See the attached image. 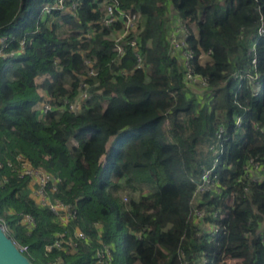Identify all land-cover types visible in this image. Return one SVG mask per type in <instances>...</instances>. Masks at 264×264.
<instances>
[{
    "label": "trees",
    "instance_id": "16d2710c",
    "mask_svg": "<svg viewBox=\"0 0 264 264\" xmlns=\"http://www.w3.org/2000/svg\"><path fill=\"white\" fill-rule=\"evenodd\" d=\"M55 1L0 0V48L14 52L0 55L6 232L32 264H264V0H106L139 13L140 64L112 48L101 0L41 12ZM175 16L195 29L173 49ZM214 157L216 185L199 191ZM22 162L55 176L45 191L70 206L66 224ZM142 175L152 187L135 194Z\"/></svg>",
    "mask_w": 264,
    "mask_h": 264
},
{
    "label": "built area",
    "instance_id": "2783aa9c",
    "mask_svg": "<svg viewBox=\"0 0 264 264\" xmlns=\"http://www.w3.org/2000/svg\"><path fill=\"white\" fill-rule=\"evenodd\" d=\"M64 2L65 0H56L52 4H49V3L44 4L42 6V12L50 13L52 9H59L62 13L63 12L68 13L71 11L70 6L64 5L65 4ZM99 4H100L99 5L100 9L104 10V14L99 19L98 22L102 27L110 30L111 33L114 34V35L111 34V36H113L111 39H112V44H113L112 48L114 49V51L119 56H121L122 54L125 53L124 46L130 45L140 64L141 55L138 52V45H137V40H136V32L139 27V13L132 8H120L115 3L107 2L106 0H101ZM75 5H76V2H73L72 6H75ZM190 27L191 26L190 24L188 25V22L186 21V19L175 17L174 27H173V30L170 32L171 38L169 39L171 43L173 44V49L180 48V46L186 45L184 41L186 40L188 29H190ZM262 27L264 28V25ZM263 28L260 29V33L264 32ZM87 36H89V34H87ZM0 42H4L3 38H0ZM3 44L4 46H6L5 43ZM13 54L14 52H10L6 54L2 50V48H0V55L2 56L13 55ZM190 55H191V50H189V53H186L187 57ZM86 62H88L90 66V73H93L94 69L92 65L93 63L92 60L88 59L86 60ZM187 66H189L188 63H187ZM186 78L188 80L193 81L191 69H188L186 71ZM195 81L196 80L194 79V82ZM87 86H88L87 82H82V84L78 88V92L80 88L84 89L83 95L81 94V92L78 93V95L81 96V98L83 99L88 98L90 96L89 93L85 92V89L87 88ZM48 101H51V98L49 96H46L42 104L43 111H47L51 107V104ZM71 107L75 109L73 107V104H71ZM59 108H61V106H59ZM235 122L236 124H239L240 118L237 117ZM210 149L212 150L213 155L219 154L218 148L210 146ZM212 162H213V166L211 168L205 169L202 172V182L198 183L197 188H196L199 191H203L204 189L210 190V188L216 185L215 179L218 177L213 173V169H214V166L218 164L217 157H214L212 159ZM19 173L21 175L28 176L36 184V186L32 189V196L35 198V200L37 202H40V204L42 205H46V206L48 205V207L51 208L50 210L57 216L59 222L66 224L68 220L70 219V217L73 216V212L70 206L60 202L57 199L50 200L45 191L48 185L52 184V186H54V184L57 181L55 176L46 172L43 169H37V168L30 166L28 162H22V166H21ZM45 202H47L48 204H44ZM217 214H219V216L221 217L223 216L220 210L217 211ZM24 220H27L29 224H34L32 217H30L29 215H25ZM0 225L3 227L1 223ZM216 231H217L216 227H210V230H207V232L210 233V236L212 237ZM76 235L81 238L83 237V233L80 231H76ZM263 241H264V238H263ZM62 242L63 241L60 239L56 240L54 245L60 246ZM64 242L65 244H68V245L71 244L73 246L75 244L71 239L64 241ZM16 245L18 246L20 251L24 252L26 250V246H22L17 243ZM46 248L50 249L51 246L48 245L46 246Z\"/></svg>",
    "mask_w": 264,
    "mask_h": 264
},
{
    "label": "water",
    "instance_id": "95a60500",
    "mask_svg": "<svg viewBox=\"0 0 264 264\" xmlns=\"http://www.w3.org/2000/svg\"><path fill=\"white\" fill-rule=\"evenodd\" d=\"M0 264H32L13 238L0 225Z\"/></svg>",
    "mask_w": 264,
    "mask_h": 264
},
{
    "label": "rangeland",
    "instance_id": "374dc122",
    "mask_svg": "<svg viewBox=\"0 0 264 264\" xmlns=\"http://www.w3.org/2000/svg\"><path fill=\"white\" fill-rule=\"evenodd\" d=\"M41 12H42V10H41ZM176 17V16H175ZM52 22V20H49V23H51ZM171 37H170V35H169V37H168V39H170ZM203 56H205V55H203ZM203 56H202V58H203ZM204 58H207V56L206 57H204ZM203 60H205V59H203ZM41 80H42V78H37V82L39 83V82H41ZM38 92L39 93H41V90H40V88L38 89ZM79 92H81V94L83 95V93H84V89H82V88H80L79 89ZM79 98H81L80 96H78L77 95V97H76V99H75V101H73L72 102V104H73V107L74 108H76L80 103H81V101H82V99H79ZM114 140H115V138L114 137H111L109 140H108V144H112L113 142H114ZM72 143H76V141L73 139L72 141H71ZM142 176H144L143 178H140L139 180H137L136 181V191L137 192H135V194L136 193H138V192H146V191H149L150 189H151V187H152V181H150L149 180V178H147V176L146 175H142ZM144 179V180H143ZM32 194V193H31ZM128 195V194H127ZM38 200V199H37ZM40 203V202H39ZM44 204H48L47 202H45ZM48 206V205H47ZM49 209H51L50 207H48ZM33 219V218H32ZM0 220H1V224L3 225V227H4V229L6 230V224H5V222H4V220H2V218L0 217ZM24 222L25 223H28L27 222V220H24ZM75 245V244H74Z\"/></svg>",
    "mask_w": 264,
    "mask_h": 264
},
{
    "label": "crops",
    "instance_id": "0c3cea01",
    "mask_svg": "<svg viewBox=\"0 0 264 264\" xmlns=\"http://www.w3.org/2000/svg\"><path fill=\"white\" fill-rule=\"evenodd\" d=\"M191 26H192V29L194 30L195 28H194L193 24H191ZM204 57H206V56H203V58L201 57V59H202V62H203V61H204V62H205V61H207V62H208V61H209V59H208V58H204ZM203 59H205V60H203Z\"/></svg>",
    "mask_w": 264,
    "mask_h": 264
}]
</instances>
